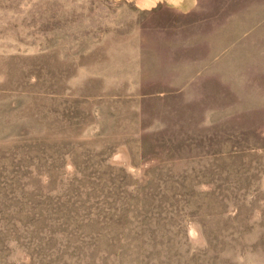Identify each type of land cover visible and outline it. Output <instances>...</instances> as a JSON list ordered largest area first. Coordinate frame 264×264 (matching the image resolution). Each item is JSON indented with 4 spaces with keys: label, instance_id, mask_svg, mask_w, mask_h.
I'll return each instance as SVG.
<instances>
[{
    "label": "rangeland",
    "instance_id": "374dc122",
    "mask_svg": "<svg viewBox=\"0 0 264 264\" xmlns=\"http://www.w3.org/2000/svg\"><path fill=\"white\" fill-rule=\"evenodd\" d=\"M0 264H264V0H0Z\"/></svg>",
    "mask_w": 264,
    "mask_h": 264
}]
</instances>
